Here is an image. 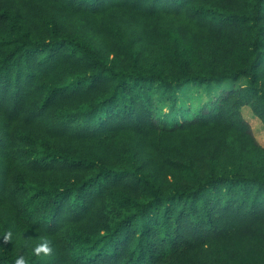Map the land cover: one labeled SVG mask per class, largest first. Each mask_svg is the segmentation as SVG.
<instances>
[{"label":"trees","instance_id":"trees-1","mask_svg":"<svg viewBox=\"0 0 264 264\" xmlns=\"http://www.w3.org/2000/svg\"><path fill=\"white\" fill-rule=\"evenodd\" d=\"M244 106L264 0H0V264H264Z\"/></svg>","mask_w":264,"mask_h":264},{"label":"rangeland","instance_id":"rangeland-1","mask_svg":"<svg viewBox=\"0 0 264 264\" xmlns=\"http://www.w3.org/2000/svg\"><path fill=\"white\" fill-rule=\"evenodd\" d=\"M207 86L208 84L202 86L187 85L183 87L178 90V99L175 103L170 102L167 95L163 96L160 99L159 112L161 114L169 113L171 115L174 111L178 113L180 106L197 108L213 100L220 93V87L216 84L211 85L209 88H207ZM243 114L250 122L259 142L264 145V122L262 119H260L249 106L243 107Z\"/></svg>","mask_w":264,"mask_h":264},{"label":"clouds","instance_id":"clouds-1","mask_svg":"<svg viewBox=\"0 0 264 264\" xmlns=\"http://www.w3.org/2000/svg\"><path fill=\"white\" fill-rule=\"evenodd\" d=\"M47 247L45 246V251H47ZM16 264H26L25 260L23 257L19 258L16 260Z\"/></svg>","mask_w":264,"mask_h":264}]
</instances>
